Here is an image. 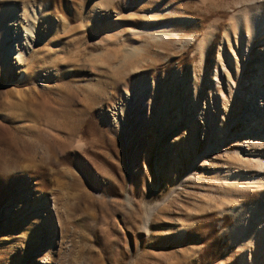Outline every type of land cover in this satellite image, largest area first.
<instances>
[{"label": "rangeland", "instance_id": "obj_1", "mask_svg": "<svg viewBox=\"0 0 264 264\" xmlns=\"http://www.w3.org/2000/svg\"><path fill=\"white\" fill-rule=\"evenodd\" d=\"M46 6L0 67V264H264V0Z\"/></svg>", "mask_w": 264, "mask_h": 264}, {"label": "bare ground", "instance_id": "obj_2", "mask_svg": "<svg viewBox=\"0 0 264 264\" xmlns=\"http://www.w3.org/2000/svg\"><path fill=\"white\" fill-rule=\"evenodd\" d=\"M18 1L20 0H0V67L13 59L12 64L17 70H19V65L25 61L27 54L31 53V50L42 39L39 37L41 29H39L36 19L39 18L42 24L44 22L46 25L48 24L44 19L48 18L46 14L48 8L46 6L43 10L40 7L41 0L38 8L35 9L36 12L31 13L28 12L30 5H25L22 0L19 6ZM43 25L45 26V24ZM32 64L33 62L29 67H35ZM38 72L35 71L32 78Z\"/></svg>", "mask_w": 264, "mask_h": 264}]
</instances>
